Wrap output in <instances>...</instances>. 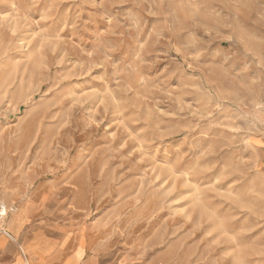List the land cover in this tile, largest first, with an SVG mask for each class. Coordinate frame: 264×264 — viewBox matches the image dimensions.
Returning <instances> with one entry per match:
<instances>
[{
    "label": "rangeland",
    "instance_id": "1",
    "mask_svg": "<svg viewBox=\"0 0 264 264\" xmlns=\"http://www.w3.org/2000/svg\"><path fill=\"white\" fill-rule=\"evenodd\" d=\"M3 202L19 253L264 264V0H0Z\"/></svg>",
    "mask_w": 264,
    "mask_h": 264
},
{
    "label": "crops",
    "instance_id": "2",
    "mask_svg": "<svg viewBox=\"0 0 264 264\" xmlns=\"http://www.w3.org/2000/svg\"><path fill=\"white\" fill-rule=\"evenodd\" d=\"M3 205L7 212L0 216V264H103L100 254L87 256V246L83 239L76 243L73 251L64 255L62 246L50 242L41 231L27 234L26 247H21L22 253H19L15 241L20 225L28 227L29 207L17 210L10 219V230H6L2 220L8 217L12 208L9 209L6 202H3L0 209Z\"/></svg>",
    "mask_w": 264,
    "mask_h": 264
},
{
    "label": "bare ground",
    "instance_id": "3",
    "mask_svg": "<svg viewBox=\"0 0 264 264\" xmlns=\"http://www.w3.org/2000/svg\"><path fill=\"white\" fill-rule=\"evenodd\" d=\"M6 212H7V211H6V208H1V209H0V215H1V216H4V215L6 214Z\"/></svg>",
    "mask_w": 264,
    "mask_h": 264
}]
</instances>
